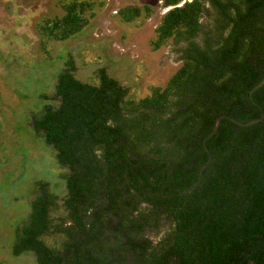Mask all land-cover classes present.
<instances>
[{
  "label": "trees",
  "instance_id": "trees-1",
  "mask_svg": "<svg viewBox=\"0 0 264 264\" xmlns=\"http://www.w3.org/2000/svg\"><path fill=\"white\" fill-rule=\"evenodd\" d=\"M159 1L117 11L128 24L170 8L150 47L173 39L181 64L148 95L133 96L105 67L81 80L72 54L59 57L52 93H39L32 128L21 125L52 151L64 194L35 180L30 211L10 235L13 256L264 264V119L244 126L223 118L206 143L211 160L203 145L218 116L264 117V85L249 95L264 79V0ZM106 2L62 0L64 14L38 24L43 44L79 36Z\"/></svg>",
  "mask_w": 264,
  "mask_h": 264
},
{
  "label": "rangeland",
  "instance_id": "rangeland-1",
  "mask_svg": "<svg viewBox=\"0 0 264 264\" xmlns=\"http://www.w3.org/2000/svg\"><path fill=\"white\" fill-rule=\"evenodd\" d=\"M61 1L0 0V264H36L31 254L13 256L9 242L15 226L30 211V188L35 180L46 179L51 188L64 194L52 151L44 141L45 146L37 137L23 133L26 128L21 125L32 128L28 118L31 110L41 104L39 93H52L55 76L63 67L59 57L71 53L76 76L85 81L93 79L98 68L105 67L111 76L131 87L130 94L138 97L148 95L152 86L165 85L181 64L176 51L179 45L173 39L157 51L150 47L167 9L158 7L147 20L128 24L117 16V11L127 5L155 6L161 3L159 0H107L82 34L44 45L38 24L44 18L64 14ZM11 145H15L12 154ZM8 154L13 169L5 166ZM20 174L24 175L14 181Z\"/></svg>",
  "mask_w": 264,
  "mask_h": 264
},
{
  "label": "water",
  "instance_id": "water-1",
  "mask_svg": "<svg viewBox=\"0 0 264 264\" xmlns=\"http://www.w3.org/2000/svg\"><path fill=\"white\" fill-rule=\"evenodd\" d=\"M169 9H170V8H168L167 10H169ZM167 10H166V11H167ZM262 85H264V79H263L260 83H258L257 85H255V86L252 88V90H251L250 93H249L250 97H252L253 92H254L257 88H259L260 86H262ZM223 118H228V119L234 121L236 124H238V125H244V126H249V125H251V124L257 123V122L262 121V120L264 119V117H261V118L254 119V120H251V121H249V122L243 123V122H240L239 120H237V119H235L234 117L229 116V115H221V116H218V117L216 118V120H215L213 130H212L211 133H209V134L204 138V140H203L204 148L206 149L207 153L209 154L210 160H211L212 156H211V154H210V152H209V150H208V148H207L206 143H207L208 138L211 137V136H212V135L218 130L219 125H220V123H221V120H222ZM210 160H209L208 162H206V163L201 167L200 172H199V180L201 179L202 174H203V171H204L205 167L208 165V163L210 162Z\"/></svg>",
  "mask_w": 264,
  "mask_h": 264
}]
</instances>
